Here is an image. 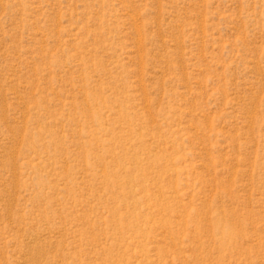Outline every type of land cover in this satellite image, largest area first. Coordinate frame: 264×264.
Wrapping results in <instances>:
<instances>
[{"label": "rangeland", "instance_id": "obj_1", "mask_svg": "<svg viewBox=\"0 0 264 264\" xmlns=\"http://www.w3.org/2000/svg\"><path fill=\"white\" fill-rule=\"evenodd\" d=\"M0 264H264V0H0Z\"/></svg>", "mask_w": 264, "mask_h": 264}]
</instances>
